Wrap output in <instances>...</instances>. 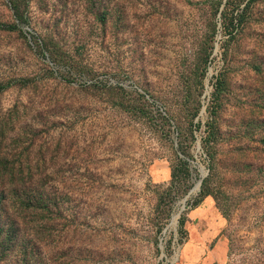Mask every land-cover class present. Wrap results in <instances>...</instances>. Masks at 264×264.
<instances>
[{"label": "rangeland", "instance_id": "1", "mask_svg": "<svg viewBox=\"0 0 264 264\" xmlns=\"http://www.w3.org/2000/svg\"><path fill=\"white\" fill-rule=\"evenodd\" d=\"M0 26V264H264V0H0Z\"/></svg>", "mask_w": 264, "mask_h": 264}, {"label": "bare ground", "instance_id": "2", "mask_svg": "<svg viewBox=\"0 0 264 264\" xmlns=\"http://www.w3.org/2000/svg\"><path fill=\"white\" fill-rule=\"evenodd\" d=\"M199 190V186L197 187V189H196V191H198ZM201 190V189H200ZM184 204V203H183ZM186 204V203H185ZM181 205V204H180ZM179 213L175 216V219H174V223H176L177 222V220H178V218H179ZM177 226V225H176ZM174 227V226H173Z\"/></svg>", "mask_w": 264, "mask_h": 264}, {"label": "water", "instance_id": "3", "mask_svg": "<svg viewBox=\"0 0 264 264\" xmlns=\"http://www.w3.org/2000/svg\"><path fill=\"white\" fill-rule=\"evenodd\" d=\"M202 183H203V181H201V182L199 183V185H198V186H199V189L201 188ZM196 189H197V188H196ZM196 189H195V190H196Z\"/></svg>", "mask_w": 264, "mask_h": 264}, {"label": "trees", "instance_id": "4", "mask_svg": "<svg viewBox=\"0 0 264 264\" xmlns=\"http://www.w3.org/2000/svg\"><path fill=\"white\" fill-rule=\"evenodd\" d=\"M0 28H1V26H0Z\"/></svg>", "mask_w": 264, "mask_h": 264}]
</instances>
